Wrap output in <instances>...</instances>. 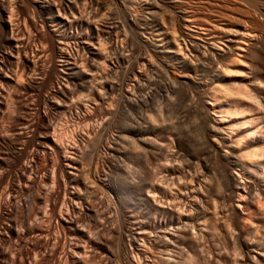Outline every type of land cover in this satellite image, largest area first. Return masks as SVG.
Instances as JSON below:
<instances>
[{"label":"bare ground","instance_id":"obj_1","mask_svg":"<svg viewBox=\"0 0 264 264\" xmlns=\"http://www.w3.org/2000/svg\"><path fill=\"white\" fill-rule=\"evenodd\" d=\"M0 264H264V0H0Z\"/></svg>","mask_w":264,"mask_h":264},{"label":"rangeland","instance_id":"obj_2","mask_svg":"<svg viewBox=\"0 0 264 264\" xmlns=\"http://www.w3.org/2000/svg\"><path fill=\"white\" fill-rule=\"evenodd\" d=\"M158 98H160V96H157L156 100H158ZM158 103H160V100H158ZM156 107H157V106H156ZM157 109H158V107H157ZM151 111H152V112H149V113H150V114L152 113L151 115H153V116L155 117L156 122H157V123L159 122L158 124H160V111L158 112V111L155 110V113H153L154 110H151ZM138 112H139V111H137V112L134 111V113H133V114H134V117H137V116H138V118H139V117L141 116V114H142L141 111H140V116H139V113H138ZM136 113H137V114H136ZM131 114H132V113H131ZM133 114H132V115H133ZM155 114H156V115H155ZM138 118H137V119H138ZM158 119H159V121H158ZM126 145H127V144H126ZM128 146H129V145H128ZM129 148H131V147H129ZM122 158H123L124 162H125L127 165H128V164L131 165V164H130V162H131L130 157H128V156L126 157V156L124 155V156L121 157L120 160L118 161V163L121 161V162L119 163V165H121V167L125 164V163L123 164V162H122ZM124 158H125V159H124ZM128 159H129V160H128ZM125 160H126V161H125ZM122 164H123V165H122ZM127 165H126V166H127ZM126 166L124 165V167H126ZM122 169H124V168L122 167ZM119 171H120V173H121V170H119ZM119 171H118V173H119Z\"/></svg>","mask_w":264,"mask_h":264}]
</instances>
